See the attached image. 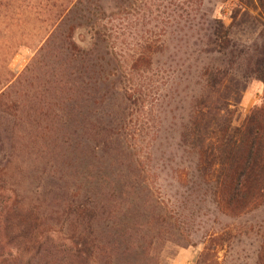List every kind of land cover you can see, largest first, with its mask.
Wrapping results in <instances>:
<instances>
[{"label":"trees","instance_id":"obj_1","mask_svg":"<svg viewBox=\"0 0 264 264\" xmlns=\"http://www.w3.org/2000/svg\"><path fill=\"white\" fill-rule=\"evenodd\" d=\"M104 1L0 0V34L12 36L0 54L34 47L36 60L47 61L55 97L61 96L51 104L57 113L49 118L47 169L32 168L13 200H0V264H150L144 232L154 226L159 235L165 228L161 208L142 201L152 195L135 141L124 131L132 109L143 103L131 77L150 74L156 51L168 53L171 43L145 39L132 54L117 56L111 23L134 0H109L110 9ZM180 1L173 14L184 12ZM234 1L227 25L210 17L205 26H192L197 55L185 57L175 82L176 90L184 86L178 104L187 107L177 134L162 140L188 151L194 176L218 211L241 217L264 207V99L233 125L250 82L264 92V0ZM175 23L180 32L184 27ZM21 141L10 134L0 146Z\"/></svg>","mask_w":264,"mask_h":264},{"label":"rangeland","instance_id":"obj_2","mask_svg":"<svg viewBox=\"0 0 264 264\" xmlns=\"http://www.w3.org/2000/svg\"><path fill=\"white\" fill-rule=\"evenodd\" d=\"M174 2L134 0L130 9L111 23L112 46L117 56L125 58L132 54L145 39L171 43L169 54L160 55L156 51L150 74L140 79L136 75L131 77L132 83L140 84L143 103L132 109L124 131L127 139L135 141L147 177L144 186L150 188L152 195L142 201H152L166 218L159 235L154 226L144 232L148 242L151 241L150 264H264V207L241 217L223 215L211 198H206V185L195 178L188 151L171 140H162L165 135L177 134V119L182 118V107H187L186 103L178 104L177 94L184 86L176 90L175 82L177 72L186 68L182 66L185 57L197 55L198 47L192 46L195 40L192 26H205L210 17L220 18L227 25L236 2L181 0L184 12L177 13L179 17L172 13L176 9ZM102 4L106 9L112 6L109 0ZM168 14L171 18H166ZM176 21L179 28L184 27L180 32L175 29ZM11 37L0 34V46ZM81 39L83 34L77 36L78 41ZM179 40L181 48L177 45ZM185 41H190L191 52L182 47ZM36 58L34 47L20 48L6 58L0 54V139L10 134L22 139L14 148L0 146V154H7L4 162L0 159V200L6 197L13 200V189L18 186L23 189L22 182L32 168L48 167L49 118L57 113L51 104L60 101L61 96L55 97L59 92L50 81L47 61ZM263 99L262 85L251 81L236 108L233 125L240 126L253 109L261 106ZM37 138H41L39 145L35 142ZM127 199L130 202L131 197ZM2 211L3 205L0 215ZM146 244L141 246L145 248ZM204 252L205 257L200 258Z\"/></svg>","mask_w":264,"mask_h":264}]
</instances>
